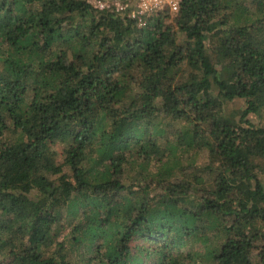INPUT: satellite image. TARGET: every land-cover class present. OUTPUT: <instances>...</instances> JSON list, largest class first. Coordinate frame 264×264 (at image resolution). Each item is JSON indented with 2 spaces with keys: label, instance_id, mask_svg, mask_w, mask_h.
Instances as JSON below:
<instances>
[{
  "label": "trees",
  "instance_id": "16d2710c",
  "mask_svg": "<svg viewBox=\"0 0 264 264\" xmlns=\"http://www.w3.org/2000/svg\"><path fill=\"white\" fill-rule=\"evenodd\" d=\"M262 116L264 0H0V264H264Z\"/></svg>",
  "mask_w": 264,
  "mask_h": 264
},
{
  "label": "built area",
  "instance_id": "2783aa9c",
  "mask_svg": "<svg viewBox=\"0 0 264 264\" xmlns=\"http://www.w3.org/2000/svg\"><path fill=\"white\" fill-rule=\"evenodd\" d=\"M97 11L125 13L136 19L139 26H146L156 13L167 11L177 13L180 0H86Z\"/></svg>",
  "mask_w": 264,
  "mask_h": 264
},
{
  "label": "rangeland",
  "instance_id": "374dc122",
  "mask_svg": "<svg viewBox=\"0 0 264 264\" xmlns=\"http://www.w3.org/2000/svg\"><path fill=\"white\" fill-rule=\"evenodd\" d=\"M174 15V14H173ZM172 15V16H173ZM171 18V17H169ZM168 21L170 22V20L168 19ZM244 104L243 100L242 99H235L233 101H231L229 104H228V107L231 111H233L232 109L234 108H238L240 106H242ZM252 120L256 121V118L254 116L251 117ZM167 121V119L164 118V122ZM261 123L264 124V116H262L261 118ZM177 125V122L175 121H169V124H168V127H167V130H169L170 128L172 127H176Z\"/></svg>",
  "mask_w": 264,
  "mask_h": 264
}]
</instances>
